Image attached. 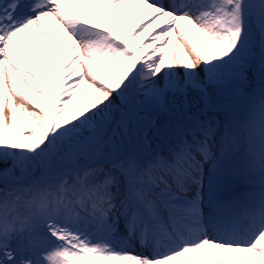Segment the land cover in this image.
Here are the masks:
<instances>
[{
	"label": "snow or ice",
	"instance_id": "snow-or-ice-1",
	"mask_svg": "<svg viewBox=\"0 0 264 264\" xmlns=\"http://www.w3.org/2000/svg\"><path fill=\"white\" fill-rule=\"evenodd\" d=\"M0 264H264V0H0Z\"/></svg>",
	"mask_w": 264,
	"mask_h": 264
}]
</instances>
